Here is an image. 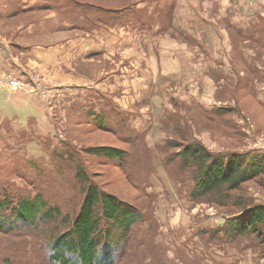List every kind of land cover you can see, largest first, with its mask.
Listing matches in <instances>:
<instances>
[{
	"label": "rangeland",
	"instance_id": "obj_1",
	"mask_svg": "<svg viewBox=\"0 0 264 264\" xmlns=\"http://www.w3.org/2000/svg\"><path fill=\"white\" fill-rule=\"evenodd\" d=\"M83 1L116 8L134 0ZM151 3L158 8L147 12L148 18L131 25L95 28L90 34L68 19L59 24L54 10L7 19L4 8L0 40L36 44L29 62L17 47L15 51L27 63L21 66L22 71L26 69L25 79L32 76L31 96L48 114L38 111L37 99L28 101L23 96L10 107L0 93L11 124H0V136H4L0 138L1 180L30 196L42 193L54 205L71 200L75 193L77 197L75 165L64 161L75 152L71 146L82 149L119 144L106 131L93 129L84 118H77L93 107L100 111L102 102L130 114L128 122L133 128L148 130L149 148L172 140V127L166 130L163 120L180 106L177 115L188 121L197 139L210 150L264 154V0L137 2L138 8L145 10ZM3 4L5 0H0V9ZM50 17L56 30L47 33L42 20ZM38 20L44 32H36L35 27L34 33L29 32L28 26ZM232 29L240 30L241 35ZM244 64L253 73L245 84L254 96L237 82L238 73L246 75ZM47 88H51L48 94ZM20 90L23 88L16 92ZM184 104H198L207 111L222 106L230 111L221 113L213 123L199 111L185 114ZM7 153L10 158L5 160ZM153 154L158 156L155 151ZM162 158L154 159L156 168L152 171L139 164L145 175L137 176L138 190L131 189L114 166H94L90 158L87 160V168L92 175L97 174L95 179L103 188L120 197L133 196L138 206L152 209L154 241L166 249V256L157 261L148 250H141L139 264H264V256L257 254L251 240L235 245L202 239L199 231L217 228L220 213L215 206L192 201L188 197L192 183L174 179ZM68 188L70 195L65 194ZM240 193L256 202L264 201V186L258 182L243 184ZM24 236L17 238L30 240ZM8 239L0 236V241Z\"/></svg>",
	"mask_w": 264,
	"mask_h": 264
},
{
	"label": "trees",
	"instance_id": "obj_2",
	"mask_svg": "<svg viewBox=\"0 0 264 264\" xmlns=\"http://www.w3.org/2000/svg\"><path fill=\"white\" fill-rule=\"evenodd\" d=\"M139 1L134 0L126 7L112 8L83 0H36L31 5V0H5L6 6L1 5L0 15L5 13L4 8L7 9V19L54 10L59 15V24L63 25L68 19L72 25L84 28L83 31L90 34L95 28L131 25V22L136 23L145 16L148 18L147 12L158 8L151 3V9H140ZM138 11L142 12L137 14ZM39 21L30 24L36 32L40 33V29L44 32L43 27H46L47 33L56 30L53 17L43 18L42 22L46 23L43 27ZM232 30L241 35L240 30ZM13 42L14 51L16 47L21 51L36 45ZM244 68L246 75L238 73L237 82L253 95V90L247 85L251 81L249 74L253 73L245 64ZM99 107L100 111L93 107L77 118H84L86 125L93 129L106 131L119 144L78 149L70 143L75 152L69 153L64 161L75 165L73 181L79 183L77 197L75 193L71 200L54 205L42 193L30 196L0 179V236H9L10 239L0 241V245L5 242L0 249V264H139L141 250H148L157 261L163 260L166 249L154 241L156 231L152 223V209L138 206L133 196L120 197L103 188L95 179L97 174L92 175L87 168L88 158L94 166L102 163L111 168L114 166L123 175V181L131 189L138 190L137 176L145 175L139 164L152 171L156 168L154 159L159 160L163 156L161 162L174 179H187L192 183L188 187V197L194 202L215 206L220 213L217 228L199 231L206 243L227 241L238 245L248 239L253 242L257 254L264 256V201L256 202L240 193L243 184L251 181L264 186V154L210 150L197 139L188 121L177 115L180 106L163 120L166 130L172 127V140H165V145L157 144L155 149L149 148L146 145L148 130L140 132L133 128L128 122L130 114L104 102ZM193 107L184 104L185 114L199 111L213 123L221 113L230 111L222 106L211 111L198 104ZM6 113L0 109V124L3 126L10 124ZM154 151L160 156H155ZM8 155H3L5 160L10 158ZM58 187L56 190H59ZM69 188L65 189L67 195L72 194ZM75 198L77 201H74ZM19 236L30 237V240L17 238Z\"/></svg>",
	"mask_w": 264,
	"mask_h": 264
},
{
	"label": "crops",
	"instance_id": "obj_3",
	"mask_svg": "<svg viewBox=\"0 0 264 264\" xmlns=\"http://www.w3.org/2000/svg\"><path fill=\"white\" fill-rule=\"evenodd\" d=\"M24 1H27V0H24ZM35 1L36 0H31L30 5ZM5 6H6V4H5ZM32 31H33L32 25H30L29 32H32ZM13 40L6 39L5 42L0 40V93L3 94L4 101L7 104H9L10 107H11V105L16 106V100L23 98V96H25L24 98L27 99L28 101H30V100L34 101L35 99H37V98L32 97L31 94H29L25 90H20V92L10 93L9 87L6 85L7 78L25 79V76H23L24 75L23 73L26 69L24 68V70L22 71L21 66L22 65L25 66L27 63L25 61L22 62L20 60V57H18V55L14 51ZM59 43H62V41ZM60 47H61V45H60ZM40 48H43V47H40ZM43 49H45V48H43ZM32 50L35 51V49H32V48L31 49L24 48L21 50V55H23V56L27 55V57H28L27 61L28 62L32 58ZM58 51H59V49H58ZM59 52H61V51H59ZM57 54H59V53H57ZM90 55L95 56L96 54L90 53ZM59 56H60V54H59ZM29 78L32 79V76L27 77V79H29ZM37 102H40V101L37 99L36 104H37ZM2 104H3L2 101H0V109L5 111V112H8L9 110H7L5 107H3ZM37 108L41 109V110L37 109L41 113H43V114L47 113L48 114L47 108L42 109L41 107H39L38 104H37ZM2 137L4 138V136H2Z\"/></svg>",
	"mask_w": 264,
	"mask_h": 264
},
{
	"label": "built area",
	"instance_id": "obj_4",
	"mask_svg": "<svg viewBox=\"0 0 264 264\" xmlns=\"http://www.w3.org/2000/svg\"><path fill=\"white\" fill-rule=\"evenodd\" d=\"M29 81L30 78L29 79L7 78L6 85L9 87L10 93L16 92L18 87H22L23 90L27 91L30 94V91L33 90L34 85L31 84ZM50 89L51 88L46 89L47 94L50 92Z\"/></svg>",
	"mask_w": 264,
	"mask_h": 264
}]
</instances>
